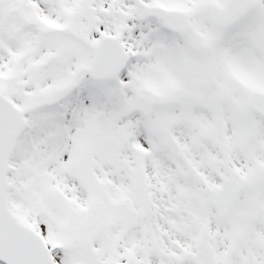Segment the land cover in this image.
<instances>
[{"label":"snow or ice","instance_id":"1","mask_svg":"<svg viewBox=\"0 0 264 264\" xmlns=\"http://www.w3.org/2000/svg\"><path fill=\"white\" fill-rule=\"evenodd\" d=\"M0 264H264V0H0Z\"/></svg>","mask_w":264,"mask_h":264}]
</instances>
